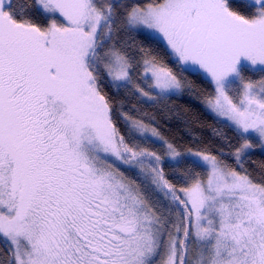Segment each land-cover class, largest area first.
<instances>
[{
  "label": "snow or ice",
  "instance_id": "obj_1",
  "mask_svg": "<svg viewBox=\"0 0 264 264\" xmlns=\"http://www.w3.org/2000/svg\"><path fill=\"white\" fill-rule=\"evenodd\" d=\"M32 8L0 0V264H264V176L244 168L264 149V0ZM198 73L238 137L231 163L182 153L109 91L167 107ZM182 165L205 175L173 183Z\"/></svg>",
  "mask_w": 264,
  "mask_h": 264
},
{
  "label": "trees",
  "instance_id": "obj_2",
  "mask_svg": "<svg viewBox=\"0 0 264 264\" xmlns=\"http://www.w3.org/2000/svg\"><path fill=\"white\" fill-rule=\"evenodd\" d=\"M125 3H134L138 0H124ZM243 1L237 0V4ZM33 0H14L16 6L21 12L28 9L33 18L39 20L40 17L35 14L32 8ZM246 75H248L246 73ZM260 73L253 76L258 78ZM247 77V76H246ZM189 95H177L165 101L167 107L163 105H153L145 103L142 99L129 95L127 93L110 94L114 100L120 101L125 99L126 110L132 111L135 107L134 115H139L145 118L146 122H153L161 134L169 141L174 142L179 150H207L213 154L219 155L223 153V158L231 163V150L239 143L238 137L233 128L228 124L219 121L210 114L200 101L204 98H210L214 95V87L212 83L200 73L195 76L188 77ZM120 126L122 133L127 136V128L121 122ZM150 146L158 152H163L164 149L158 144L144 145ZM246 168L256 180L264 176V153L254 150L251 151L244 161ZM127 171V170H123ZM189 171L199 172L203 177L205 175L203 168L192 169L191 165H182L176 167H165V174L168 178L173 179V183L180 185L182 182L177 181L174 177L177 175H185ZM126 176L136 180L144 187L142 178L137 177L135 173L127 171ZM2 245L5 255H8L5 243Z\"/></svg>",
  "mask_w": 264,
  "mask_h": 264
},
{
  "label": "rangeland",
  "instance_id": "obj_3",
  "mask_svg": "<svg viewBox=\"0 0 264 264\" xmlns=\"http://www.w3.org/2000/svg\"><path fill=\"white\" fill-rule=\"evenodd\" d=\"M241 1H243V0H241ZM246 67V69H247V71H246V73L248 74V75H246L248 78H251L252 80H254V81H257V80H259L260 79V76L257 78H253V76H255V75H257V74H259V71L257 70V69H252V68H250L249 66H245ZM203 77H205V78H207L209 81H210V78H208L207 76H205V75H203V74H201ZM211 82V81H210ZM213 85V84H212ZM213 87H214V85H213ZM189 91H190V89H189V85L187 84L186 85V87H185V89H184V91H183V93L182 94H180V96L181 95H189ZM231 95H235V92H233V93H230ZM215 96V92H214V95L212 96V97H210V98H213ZM210 98H204V99H202L201 101H200V103L204 106V108L210 113V114H212L215 118H217L219 121H221V122H223V123H226V124H228L231 128H233L231 125H230V123L229 122H227L226 120H224L223 118H221V117H217L211 110H210V108L208 107V100L210 99ZM151 103V102H150ZM137 143H141V144H143V141H139V140H137L136 141ZM254 150H257V151H260V152H263L264 153V149H261L259 146H257L256 148H254V149H252L251 151H254ZM250 151V152H251ZM181 152L182 153H186L187 152V150H181ZM123 170H127V171H130V170H128L127 168H125L124 166H121V171H123ZM127 171H124L125 172V175H126V172ZM130 172H133V171H130ZM134 173V172H133ZM0 243H5L3 240H2V238H0ZM7 258V255H5V253H4V251H3V248H2V245L0 244V260H3V259H6Z\"/></svg>",
  "mask_w": 264,
  "mask_h": 264
},
{
  "label": "flooded vegetation",
  "instance_id": "obj_4",
  "mask_svg": "<svg viewBox=\"0 0 264 264\" xmlns=\"http://www.w3.org/2000/svg\"><path fill=\"white\" fill-rule=\"evenodd\" d=\"M13 3H14V0H13Z\"/></svg>",
  "mask_w": 264,
  "mask_h": 264
}]
</instances>
